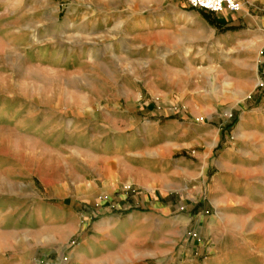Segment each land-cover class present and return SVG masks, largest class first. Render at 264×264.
Wrapping results in <instances>:
<instances>
[{
    "label": "crops",
    "instance_id": "obj_1",
    "mask_svg": "<svg viewBox=\"0 0 264 264\" xmlns=\"http://www.w3.org/2000/svg\"><path fill=\"white\" fill-rule=\"evenodd\" d=\"M98 1L95 31L108 19L120 33L126 30L124 37L79 38L74 49L51 55L49 61L80 67L94 62L102 72H111L105 53L118 64L114 45L119 44V53L133 44L139 48L131 51L144 54L138 60L164 63L156 77L177 76L184 64L204 62L207 77H224L234 94L251 89L250 75L264 80V0H238L239 11L217 14L165 0ZM24 9L13 7L11 20ZM56 24L52 19L47 26ZM93 44L95 54L88 53ZM131 60L127 57L133 65L136 59ZM132 67L127 65V71ZM149 84L137 108L156 114L159 103L153 96L161 91ZM195 99L183 102L189 114L208 110L213 118L221 108L219 102ZM222 102L239 108L230 96ZM113 120L109 131L117 137L101 141L98 134L75 130L70 119L64 124H24L20 119L0 124L14 131L10 137L0 134V264H31L44 256L61 264L63 255L68 256L63 264H152L171 256L192 227L208 239L214 254L204 264L246 259L261 264L264 105L241 111L230 139L213 125L200 130L204 123L184 118L150 122L137 131L132 116ZM220 141L225 144L217 149ZM202 143L205 148L199 150ZM183 151L189 157L171 160ZM128 185L137 192H125Z\"/></svg>",
    "mask_w": 264,
    "mask_h": 264
},
{
    "label": "rangeland",
    "instance_id": "obj_2",
    "mask_svg": "<svg viewBox=\"0 0 264 264\" xmlns=\"http://www.w3.org/2000/svg\"><path fill=\"white\" fill-rule=\"evenodd\" d=\"M7 2L8 6L5 8L0 6V124L2 126L15 119L22 120L24 124L37 122L64 124L65 120L70 119L69 123L75 127V130L84 129L83 133L87 131V134H98L96 140L101 141L102 138L110 140L117 137V134L113 135L112 131H109L112 122L116 121L113 120L115 118L123 120L129 116L136 118L135 131L150 122L160 121V124H166L184 118L188 123H204L200 130L213 125L221 130L222 135H227V139H230L229 136L239 128L238 116L241 111L257 109L264 105V80L249 74L251 89L245 94H234L224 77L219 76L214 79L207 77L203 71L208 66L205 67L204 62L193 63L192 66L184 64L183 72L177 76L156 77L154 74L161 70L164 63L160 61L147 63L138 60L144 54L143 52L135 54V51H131L139 48L133 44L119 53V44L114 45L116 54L121 58L118 64L112 62V54L105 53V64L110 67L111 72H102L94 62L85 63L80 67L77 62L49 61L51 55L60 56L63 52L68 53L70 48L74 49V43L79 38L103 37L104 41H112L124 37L126 30L122 29L120 33V30H116L115 22L105 18L103 28L95 31L96 17L100 16L95 14L100 3L98 0H0V4L3 5ZM166 3L187 6L180 0H165L164 4ZM19 5H24L25 9L12 16L16 19L11 20L13 7ZM90 12L92 13L89 14ZM83 16L88 17V21H85ZM52 19L57 21L55 27L47 26ZM68 21L73 25L68 26ZM37 25L40 26L38 31L35 30ZM95 46V44L89 46L88 53L95 54ZM108 49H112V45H108ZM128 51L131 52L127 53ZM127 57L130 60L136 59L133 65L127 62ZM167 64L171 66L172 63ZM223 64L220 63L219 66ZM127 65L133 66V70L128 72ZM260 66L259 71L262 70L263 65ZM189 69L192 70L190 74ZM133 72L136 77L130 75ZM149 74L154 76H145ZM150 82L161 91L153 96V100L159 103L155 108L156 114L137 108L148 96L144 89L150 85ZM256 94L259 95L258 100L253 97ZM164 95L167 97L165 104L161 102L165 100L161 99ZM229 96L239 108L230 109V105L222 102L224 97ZM186 98H196L195 100L201 102L212 100L215 104L219 102L217 107L221 105V108L215 110L213 118L208 110L189 114V110H185L183 106ZM2 126H0V134L10 137L14 133L10 127ZM220 139L222 141V137ZM221 141L217 149L225 144ZM197 148L203 150L205 144L202 143ZM190 150L189 153L192 154L193 151ZM180 156L189 157V154H185L184 151L177 152L171 160H179ZM124 191L129 194L137 192L130 185L124 187ZM183 208L181 207L179 211ZM192 228L186 231L171 256L165 260H153L152 264H192L191 262L204 264L207 258L214 254L208 247V239ZM75 242L76 240L72 239L69 244ZM6 256L8 257L7 254ZM59 260L61 264L66 263L68 256L63 255ZM31 264H56V261L44 256L35 259ZM241 264L257 263L255 260L246 259ZM261 264H264V258Z\"/></svg>",
    "mask_w": 264,
    "mask_h": 264
},
{
    "label": "built area",
    "instance_id": "obj_3",
    "mask_svg": "<svg viewBox=\"0 0 264 264\" xmlns=\"http://www.w3.org/2000/svg\"><path fill=\"white\" fill-rule=\"evenodd\" d=\"M187 6L210 13H220L222 11L237 12L241 5L238 0H180Z\"/></svg>",
    "mask_w": 264,
    "mask_h": 264
}]
</instances>
